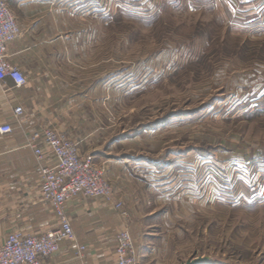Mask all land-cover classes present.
<instances>
[{
    "label": "rangeland",
    "instance_id": "obj_1",
    "mask_svg": "<svg viewBox=\"0 0 264 264\" xmlns=\"http://www.w3.org/2000/svg\"><path fill=\"white\" fill-rule=\"evenodd\" d=\"M42 1L37 11L83 16H64L87 29L67 59L88 52L104 62L96 75L115 80L100 118L129 155L166 164L178 254L264 264V0Z\"/></svg>",
    "mask_w": 264,
    "mask_h": 264
},
{
    "label": "crops",
    "instance_id": "obj_2",
    "mask_svg": "<svg viewBox=\"0 0 264 264\" xmlns=\"http://www.w3.org/2000/svg\"><path fill=\"white\" fill-rule=\"evenodd\" d=\"M7 1L23 28L21 36L9 45L8 59L23 69L28 83L17 87L10 78L0 82V125L10 122L17 126L10 135L0 134V244L13 230L38 235L58 225L53 207L41 200L35 154L26 146L33 132L51 127L76 141L81 154L91 155L95 163L107 166L113 195L106 200L78 194L68 201L67 214L78 241L86 245L87 251L79 256L69 243H64L43 264H117V234L126 226L142 264H182L205 257L178 254L173 246L180 235L170 230L177 228L173 221L175 207L170 206V193L165 190L166 164L129 155L125 139L113 135L114 125L106 121L107 117L100 118L103 112L97 106L104 104L105 90L109 91L111 85L110 92L116 90L114 79L105 81L96 75L104 66L103 60L90 63L86 60L88 52L80 59H67L69 53L82 49L87 29L73 31L67 22L72 19L64 16H75L77 20L83 16L37 11L42 0ZM29 7L35 9L25 11ZM45 20L57 31L49 36V41L45 39L48 38ZM37 33L42 42H37ZM31 38L35 41L22 45ZM98 49L97 43L95 50ZM23 53L30 55L31 64L21 62ZM17 106L24 109L18 119L14 117ZM45 153L47 162H53L52 151L45 147ZM130 161L135 165H130ZM142 165H150L146 173L143 170L147 167ZM132 166L134 173L130 170ZM135 168H141L142 176L135 173ZM119 200L127 205L129 222L123 221L113 208ZM220 256L223 257L206 256L208 260L198 264H234L228 262L225 253Z\"/></svg>",
    "mask_w": 264,
    "mask_h": 264
},
{
    "label": "built area",
    "instance_id": "obj_3",
    "mask_svg": "<svg viewBox=\"0 0 264 264\" xmlns=\"http://www.w3.org/2000/svg\"><path fill=\"white\" fill-rule=\"evenodd\" d=\"M21 34L22 27L8 1L0 0V82L10 78L17 87L26 85L28 77L9 61L8 52L9 45ZM23 111L22 106H17L14 117L18 119ZM16 128L10 122L3 123L0 134L10 135ZM26 146L35 154L41 200L53 207L58 225L38 235L11 231L0 244V264H43L44 259L58 253L64 243H69L77 255L83 256L87 247L78 241L66 206L78 194L110 200L113 187L104 168L96 164L91 155L81 154L78 143L56 129L33 132L27 138ZM45 147L52 151L53 162H47ZM113 208L123 221H130V212L124 201L115 202ZM116 253L117 264H142L128 226L117 234Z\"/></svg>",
    "mask_w": 264,
    "mask_h": 264
},
{
    "label": "water",
    "instance_id": "obj_4",
    "mask_svg": "<svg viewBox=\"0 0 264 264\" xmlns=\"http://www.w3.org/2000/svg\"><path fill=\"white\" fill-rule=\"evenodd\" d=\"M208 260V257H196L194 259H191V260H187L185 262H183L182 264H198V263H201V262H204Z\"/></svg>",
    "mask_w": 264,
    "mask_h": 264
}]
</instances>
